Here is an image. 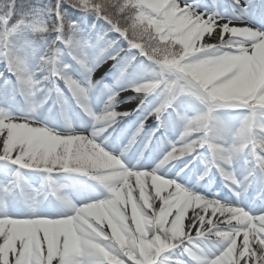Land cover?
Masks as SVG:
<instances>
[{
    "label": "snow or ice",
    "instance_id": "obj_1",
    "mask_svg": "<svg viewBox=\"0 0 264 264\" xmlns=\"http://www.w3.org/2000/svg\"><path fill=\"white\" fill-rule=\"evenodd\" d=\"M0 264H264V0H0Z\"/></svg>",
    "mask_w": 264,
    "mask_h": 264
}]
</instances>
